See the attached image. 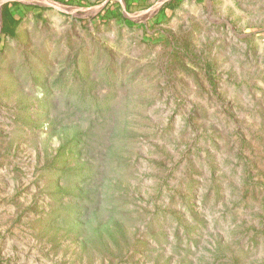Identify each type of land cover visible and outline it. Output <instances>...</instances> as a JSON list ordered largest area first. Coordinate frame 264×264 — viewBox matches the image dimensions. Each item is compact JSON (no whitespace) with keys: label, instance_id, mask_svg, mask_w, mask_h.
Wrapping results in <instances>:
<instances>
[{"label":"rangeland","instance_id":"1","mask_svg":"<svg viewBox=\"0 0 264 264\" xmlns=\"http://www.w3.org/2000/svg\"><path fill=\"white\" fill-rule=\"evenodd\" d=\"M0 264H264V0H0Z\"/></svg>","mask_w":264,"mask_h":264},{"label":"trees","instance_id":"2","mask_svg":"<svg viewBox=\"0 0 264 264\" xmlns=\"http://www.w3.org/2000/svg\"><path fill=\"white\" fill-rule=\"evenodd\" d=\"M19 23L20 19L14 16L11 7L5 5L2 9V31L6 34L14 35Z\"/></svg>","mask_w":264,"mask_h":264},{"label":"water","instance_id":"3","mask_svg":"<svg viewBox=\"0 0 264 264\" xmlns=\"http://www.w3.org/2000/svg\"><path fill=\"white\" fill-rule=\"evenodd\" d=\"M0 19H1V24H2V12H1V15H0Z\"/></svg>","mask_w":264,"mask_h":264}]
</instances>
